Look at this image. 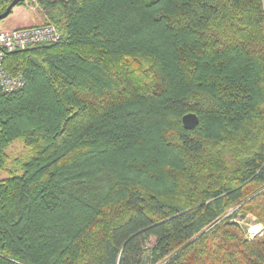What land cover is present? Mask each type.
<instances>
[{
	"label": "trees",
	"instance_id": "trees-1",
	"mask_svg": "<svg viewBox=\"0 0 264 264\" xmlns=\"http://www.w3.org/2000/svg\"><path fill=\"white\" fill-rule=\"evenodd\" d=\"M38 9L60 39L3 63L0 264H264V0Z\"/></svg>",
	"mask_w": 264,
	"mask_h": 264
},
{
	"label": "built area",
	"instance_id": "built-area-1",
	"mask_svg": "<svg viewBox=\"0 0 264 264\" xmlns=\"http://www.w3.org/2000/svg\"><path fill=\"white\" fill-rule=\"evenodd\" d=\"M40 0H25L38 3ZM60 39L57 30L51 25H40L24 29L0 30V90L11 94L24 86L21 76H11L4 69L7 54L34 45L52 44Z\"/></svg>",
	"mask_w": 264,
	"mask_h": 264
},
{
	"label": "rangeland",
	"instance_id": "rangeland-1",
	"mask_svg": "<svg viewBox=\"0 0 264 264\" xmlns=\"http://www.w3.org/2000/svg\"><path fill=\"white\" fill-rule=\"evenodd\" d=\"M24 7L26 8H38V3H29L24 2ZM22 6H16L15 10L11 12V14L5 18L4 20L0 21V30H14L23 25H29L34 23L35 20V13L25 9ZM22 145L19 142L13 144L8 150L7 153L10 155H15L21 153ZM23 151V150H22ZM0 177H6L5 173L0 174ZM240 225H243L247 229V233L250 237L255 235H261L263 230V226L257 224L256 219L253 216H247L246 219L240 222Z\"/></svg>",
	"mask_w": 264,
	"mask_h": 264
},
{
	"label": "water",
	"instance_id": "water-1",
	"mask_svg": "<svg viewBox=\"0 0 264 264\" xmlns=\"http://www.w3.org/2000/svg\"><path fill=\"white\" fill-rule=\"evenodd\" d=\"M25 0H13L9 6L6 8V10L0 14V21L4 20L7 18L12 10L19 5L20 3H23ZM182 126L185 130H192L194 127L197 126L198 124V118L195 114H186L182 117L181 119Z\"/></svg>",
	"mask_w": 264,
	"mask_h": 264
},
{
	"label": "crops",
	"instance_id": "crops-1",
	"mask_svg": "<svg viewBox=\"0 0 264 264\" xmlns=\"http://www.w3.org/2000/svg\"><path fill=\"white\" fill-rule=\"evenodd\" d=\"M22 7H24V5H22ZM24 8L35 13V20L36 21L32 24H29V25H23L22 27H19L17 29L30 28V27H34V26H40L43 24L42 15H41V13L37 7L36 8H29V9L26 7H24ZM13 10H15V8ZM13 10H12V12H13Z\"/></svg>",
	"mask_w": 264,
	"mask_h": 264
},
{
	"label": "bare ground",
	"instance_id": "bare-ground-1",
	"mask_svg": "<svg viewBox=\"0 0 264 264\" xmlns=\"http://www.w3.org/2000/svg\"><path fill=\"white\" fill-rule=\"evenodd\" d=\"M25 2V1H24Z\"/></svg>",
	"mask_w": 264,
	"mask_h": 264
}]
</instances>
